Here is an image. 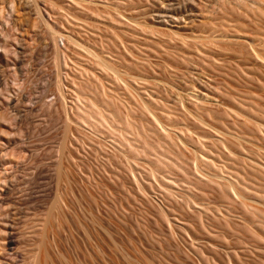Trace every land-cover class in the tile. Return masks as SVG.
<instances>
[{
  "label": "rangeland",
  "instance_id": "374dc122",
  "mask_svg": "<svg viewBox=\"0 0 264 264\" xmlns=\"http://www.w3.org/2000/svg\"><path fill=\"white\" fill-rule=\"evenodd\" d=\"M0 264H264V0H0Z\"/></svg>",
  "mask_w": 264,
  "mask_h": 264
}]
</instances>
